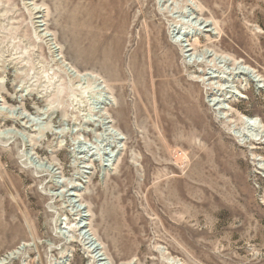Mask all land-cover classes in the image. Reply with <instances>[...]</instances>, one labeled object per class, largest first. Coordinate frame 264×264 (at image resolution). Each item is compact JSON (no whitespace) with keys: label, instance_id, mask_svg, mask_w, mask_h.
Returning <instances> with one entry per match:
<instances>
[{"label":"rangeland","instance_id":"374dc122","mask_svg":"<svg viewBox=\"0 0 264 264\" xmlns=\"http://www.w3.org/2000/svg\"><path fill=\"white\" fill-rule=\"evenodd\" d=\"M193 2L212 29L191 52L257 76L222 115L172 35L186 1L0 0L2 264H94L87 228L113 264H264V136H240L264 125V0Z\"/></svg>","mask_w":264,"mask_h":264},{"label":"bare ground","instance_id":"6f19581e","mask_svg":"<svg viewBox=\"0 0 264 264\" xmlns=\"http://www.w3.org/2000/svg\"><path fill=\"white\" fill-rule=\"evenodd\" d=\"M183 1H186V3H187V5H186L187 7H186V10L184 12L185 16L182 17L183 20L181 19L184 24L183 25H179V24H182V23H179V24L173 26V32H172L173 38L175 39V42H178V44L180 43V45L183 47L184 53L186 55V58H189L190 62L197 63V66L198 65L199 66L200 65H205L206 67H209V71L210 72H209L208 75H206V77H208V80L206 81V79H203V81L206 84H207V82H209L210 88H212L214 90L213 94H212L214 97H212V99L210 100L211 105H213L216 110L220 111L221 115L225 114V112L227 111V106L225 105L226 101H228V99L230 98L231 95L234 96L237 93L236 88L234 87L235 85L232 86V84H234V81H235V79L233 80L234 76L236 78V77H241L243 75V76H246V77L251 78V79L254 78V77L256 78L257 76H255L254 71L250 67L242 66L240 64H238L237 66H236V64L233 65V64H231L232 62H230L231 60L229 58H227L226 56H222V55H218L216 53H212L207 48L205 50H202L201 52H199V51L198 52H191L192 47H189V45H190L189 41H191V40H189V37L192 36L194 38V37L198 36L199 33L210 32L212 28H211V23L209 21L203 20L201 18L199 19L197 17V15L194 13V12H197V8H196L197 6H196V3L193 2V0H183ZM161 2H162V0H161ZM164 2L169 5L170 0H164ZM166 4H164V5H166ZM177 12H178V10H177ZM37 23H39V22H37ZM177 23H178V21H177ZM40 26L41 25H39V27ZM43 35H45L46 37L50 36L48 33H43ZM49 39H52V38H49ZM197 41L199 43V40H197ZM197 41H195V42H197ZM51 45H52V43H51ZM51 48L53 49V47H51ZM55 50H54L55 54H56V52H59L58 50H56V51ZM61 58L62 57H60V59ZM63 64H64L65 68L67 69V71L70 72V74H72L73 76H77V78L79 76L82 79H85L84 77H88V76L91 75V74L90 75L89 74H85V75L81 74L78 70L73 68L68 63H63ZM220 80H223L224 82L220 81ZM258 81H259L260 87H264V80L263 79H258ZM70 95H72V94H70ZM108 101L109 100H107V102H105V104H108ZM1 107L6 109L5 106H1ZM240 119H241V121L243 123V126H244L243 130L242 129L240 130V132H241L240 136L241 137L247 138L249 135L253 136L254 138L260 137V136L261 137L264 136V125L262 123L257 122V120H255L254 118H247V117L244 118V117H242ZM104 124H105V127H106V131L109 133L110 136H112L115 139L122 140V137L117 133L118 131L116 132L115 129L111 128L110 125L107 122H105ZM16 130L17 129H15V131ZM8 131L13 132V130L3 131L2 135L5 136V134L8 133ZM93 149L95 150V148L91 146V147H89L87 149V151L85 150L87 155H89V156L92 155L93 156L94 154H96V152L93 151ZM113 153H115L114 150L112 151V154ZM102 154H104V155H101V156H103L102 157V159H103V167L105 168L107 166H111V164H112L111 163L112 162V159H111L112 154L110 152H108V151H105V152L102 151ZM99 155H100V153L98 154V156ZM178 159H179V157H178ZM38 162L39 161H37L36 163H38ZM39 165H41L43 168H45V170L49 171V173H51V175L53 174V176L55 175V177H56V175L58 173L57 172L58 169L56 168V166L53 163H47V162L40 161ZM85 168H87V166ZM84 171H85V169H84ZM82 173H83V171L81 172V176H82ZM77 189H78V184L74 185V187H72V188L68 187L66 193L68 194L69 190L77 191ZM67 196L70 197L71 202H74V206L76 207L77 211L80 212L81 221L78 222L77 224L79 225L78 227H80V230H84L85 228H87V225L85 223H88V222H85V223L83 222V220H85L84 219L85 216L82 215L83 214L82 212H84V209H85V208L83 209V206H82L83 204L76 205L78 202H80L77 199L79 195H77V192H74V193H69ZM64 228L68 230V228H66V227H64ZM84 233H85L84 235L86 236V240H88V242L90 243V247H91L92 253L93 254L96 253L94 255V259H95V263L94 264H113L112 262H110L109 257L105 253H103V249L99 248V245L96 244L97 240H95V237L93 236L94 234H92L88 230V228H87V231H85ZM0 264H2V263L0 262ZM60 264H65V261L60 262ZM123 264H134V263L133 262H128V263H123Z\"/></svg>","mask_w":264,"mask_h":264},{"label":"built area","instance_id":"2783aa9c","mask_svg":"<svg viewBox=\"0 0 264 264\" xmlns=\"http://www.w3.org/2000/svg\"><path fill=\"white\" fill-rule=\"evenodd\" d=\"M182 155L181 151L176 152V157H180ZM182 158V156H181Z\"/></svg>","mask_w":264,"mask_h":264}]
</instances>
